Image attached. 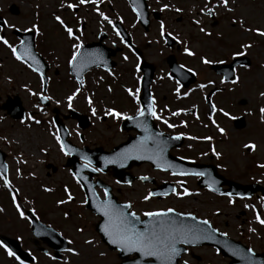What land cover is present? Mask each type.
I'll use <instances>...</instances> for the list:
<instances>
[{
	"label": "rangeland",
	"instance_id": "374dc122",
	"mask_svg": "<svg viewBox=\"0 0 264 264\" xmlns=\"http://www.w3.org/2000/svg\"><path fill=\"white\" fill-rule=\"evenodd\" d=\"M147 2L149 8L161 11L160 20L152 19L149 31H144L138 24L126 0H95L94 3L84 4H80L79 0H0V9L5 14L9 27L33 29V25L37 26L42 36L39 43L37 42L38 49L44 56L50 57V59L45 57L46 61L54 62L51 66L59 69V78L67 75L66 59H69L73 53L75 44L95 40L101 30L106 31L108 35V38L103 40L105 44L111 45L113 41L117 42L115 33L111 32L110 23L104 20L100 13L107 17L111 16L129 29L133 34V41L144 51V58L157 67L156 76L159 78L156 91L160 102H183L182 109L191 108L194 102H201L202 95L209 88L214 85L221 86L224 92L213 95V102L247 101V104L241 108L244 110L251 107L252 110L248 115V121L252 122V125L250 123L248 126L247 133L255 134L264 129L262 126L264 113H262V122L258 123L256 120L258 114L255 112L260 108V103L264 102V95H262L264 93V36L259 34L264 32V0H227L226 6L222 0H147ZM10 4L17 7V15L7 11ZM68 4L76 5V9L67 7ZM209 8L214 14L213 18L207 13ZM57 16L61 18L63 24L55 19ZM81 21L85 26L83 31L79 28ZM161 23L164 25V32L170 33L179 43V49H169L163 45ZM8 26L5 39L11 43ZM67 27L74 29L76 36H68ZM4 45L3 42L0 43V100H4L5 96L12 97L17 94L25 108L33 109L38 105L34 100L40 92L36 77L24 63L13 56L10 48ZM242 45H250V47L244 48ZM185 48H188L193 55L185 53ZM169 53H173L183 66L197 71L199 80L197 83L205 86L199 89L197 85H194V88L188 92L181 91L182 89L177 92V85L166 75V57ZM237 53L245 54L250 64L236 69L234 79L236 83L225 84L221 76L209 69V63L202 62V59H207L210 63L228 60L230 56ZM125 54L123 59L119 58L120 63L117 65L116 72L127 71L132 74L130 70L134 59L131 58L130 53ZM98 73L97 69L87 73L80 91L76 90L74 82L70 83L66 91L62 89L63 85L55 87L52 83L50 91L55 95V99L58 95L59 98L61 96L64 98L66 92H69L71 96L75 93L70 102L71 106L82 112L93 108L96 112L98 111L96 116L111 109V102H122L121 106L125 102H136V92L128 88L122 90L118 83L112 82L111 85L110 79L106 81L103 79L104 75L100 78ZM64 80L67 79L64 78ZM97 98L103 100L97 102L95 100ZM234 105L236 104H232ZM237 110L239 111L240 108L234 106L232 115H236ZM43 114L46 115L45 111ZM186 117L192 127L198 126L197 122H192L196 115ZM72 120H68L67 123L70 126V132L75 136L77 130ZM93 120L96 121L98 118ZM42 122L44 120L35 116L16 121L0 111V145L9 151V182L16 191L15 195L19 196L18 200L14 201L15 196L12 191L0 185V234H16L17 226H21L23 222L18 219L15 211H17V205L19 208L23 205L25 209L39 212V216L58 224L64 235L69 238V242L71 241L67 249L74 250L69 252L65 249L61 259H54L51 254L38 252L35 247L28 244L35 256L31 264H114L118 262L116 252L109 250L89 225L92 221L91 216L83 208V199L79 200L81 197L77 193L74 194L76 191L72 186L67 167L63 166L65 156L59 149L57 138L54 133H49L50 128ZM228 125L226 123V127ZM228 128L231 141L228 142V148L233 150L232 143L236 141L239 142L235 146L237 149L240 147L242 137L239 136L240 133L230 130V126ZM107 130L104 126L102 131L97 129L103 134H106ZM199 130L204 131L202 128ZM192 137L189 138L191 141ZM247 139H255V137L252 135ZM188 147H193L192 143ZM257 154L258 152L255 155L248 154L246 163L253 164L255 161L253 158ZM240 158L243 157L240 156ZM237 170L238 172L229 171V175L241 182L255 180L258 175V173L255 174V170L248 174L243 172L242 166ZM188 189L190 192H196V197L176 194L161 202H136L133 207L140 211L144 209V211H151L168 206L202 215L229 236L239 239L256 251H264V225L256 220L257 215L264 219V200L258 202L252 198L236 201L212 196L200 192L193 184L189 185ZM74 195L77 199H68L69 196L74 197ZM127 198L130 197L127 195ZM230 200L231 203H229ZM255 204L259 209L258 214L255 212ZM23 234H25L24 238L30 237L27 228L24 229ZM182 258L189 264H224L227 261L215 249L208 246L189 248ZM0 264L20 263L0 247Z\"/></svg>",
	"mask_w": 264,
	"mask_h": 264
},
{
	"label": "flooded vegetation",
	"instance_id": "af4514ba",
	"mask_svg": "<svg viewBox=\"0 0 264 264\" xmlns=\"http://www.w3.org/2000/svg\"><path fill=\"white\" fill-rule=\"evenodd\" d=\"M12 8V5L8 6L7 11L13 15H17V7H15V10H13ZM74 9L76 8L74 7ZM0 16L4 19V25L3 27H0V36H2L4 40H6L5 32L8 26V20H6L5 14L1 11V9ZM123 26L129 32L131 39H133V34L125 25ZM84 27V22L81 21V23L79 24V28H81L83 31L85 29ZM8 28L11 43L7 40L8 44L4 46L6 48L9 47L12 53V47L16 48L21 40V38L18 37L17 33L14 32V29H25L18 28L16 26H8ZM32 30L34 31V39L36 45L37 42L39 43V39L42 36L38 28ZM73 35L76 36L75 30H73ZM115 36L117 37V42L113 41L111 45L106 44L116 49L115 55L113 56L114 65L111 68L110 73L105 72L98 67L95 68H98L97 70L105 75L106 81L110 79L111 85L112 82L114 84L118 83L120 84L122 90L128 88L135 93L137 89H141V87L139 86V78L141 73L137 70L139 59L136 56V53L131 48H129V46H127L116 33ZM139 49H141V54L144 57V51L142 50L141 46ZM125 53H130L131 58L134 59V62L131 66L132 69L130 70L132 71V74H129L127 71L116 72L118 67L117 65L120 63V59H123V55ZM118 55H121V57H118ZM46 57L50 59L49 56L46 55ZM232 57L233 56H230L228 60L225 59L218 62L209 63L208 67L213 71L214 74H216V70L211 65L217 63L227 64L230 62ZM70 59H68L66 69H69ZM48 61H46L49 65L46 71L48 78V87L46 92L48 93L41 95L40 92L36 95L34 102H36V104L38 105L33 108V112L35 111L33 115L35 117L40 116L42 112L46 111L47 118L42 123H45L44 125L47 126V128H50L49 133H54V135L57 136L52 119H54L57 114L61 118H63V116L65 115L69 116L68 111L71 107H69L71 101L69 102L68 97L71 96V94H69V92H66L64 98L63 96L59 98L58 95V98L55 99V95L52 93V91H50L52 86L51 84L54 83L55 87H60L61 85H63L62 89L66 91L68 90L70 83H72L74 80L68 73L67 75H64V77L59 78V69L57 67L51 66V64H53L54 62L49 61L48 63ZM38 66L41 67L40 65ZM156 68L157 67L155 66V71L150 84V92L151 99L153 101L152 106L160 119H156L152 115L135 116L137 111L141 108L140 102H132L133 104L131 102H125L123 106H121L122 102H111V109L120 112L123 117H130V119L114 118L111 115H105V112H101L102 115L96 116L98 111H95V115H93V108H91V110L88 108L86 114L89 116V123L88 125H86V128L84 130L81 131L74 120L68 119L69 121L72 120L74 122L77 130L75 136H73L70 132L69 140L78 147H87L88 149L99 148L103 151H109L116 147L120 148L129 138L139 135L140 132L138 130L144 131L146 128L147 131H145V133H147L144 134V137H146V139L143 140V142L141 139H138L137 141H139L140 144H146L148 146V149L154 151L155 153H160L161 155L166 154V157H164L166 166L168 164L167 153H169L170 156L176 159H187L191 162H194L195 164L201 165V171H199V173H203V175H185L179 172H173L167 169L168 167H153L150 162L145 161L132 164L128 168L124 169L122 174L117 175H115L113 170L109 167L103 172L97 171L90 174H88L87 170L84 169L83 178L87 181L104 184L107 188H109L111 194L115 196L117 201L130 203L131 209L138 213H141L140 215H143L144 211H138L133 207L132 204L136 202H161L166 198L176 194L183 195L185 197H192L194 195L196 197V192H190V190L188 189L189 185L192 184L200 192L223 196L214 194L213 192L208 191L206 188H201L198 182H203V184L210 186L215 192L221 193L227 190L228 180H233L241 184H255L264 187V167H261V165H264V132H262L264 131V129L256 132L255 134L247 133L248 126H250V123L252 125V122L248 121V115L250 112H252V110L251 107L244 110L241 109L244 107V105L247 104V101L238 100L234 103L213 102V95L224 92L221 86L214 85L202 95L201 102H194L191 108L182 109L183 106L181 104L183 102H160L158 92L156 91L158 84L157 79L159 78L158 76H156ZM32 73H34L37 84L40 86V91H42V79L40 78V74L35 71ZM192 73L195 75V83L192 86L189 85V87H180V89H182L181 91L188 92L194 88V85H197L199 89H202L200 85L205 86L204 84L197 83L199 82L198 72L193 70ZM235 76L231 81L225 82V84H231L235 79ZM64 78H66L67 80L65 81ZM221 78L222 80H224V76H221ZM174 84L176 83L174 82ZM77 89H79V91L81 90V88ZM41 96H47L50 97V99L42 100ZM9 97L10 96H5L4 100H0V104H2L3 102H11L13 100L16 101L14 95L10 98ZM95 100L101 101L103 99L97 98ZM45 102L47 103V106L42 105ZM231 103L236 104L234 105L236 108H240L239 111L237 110L238 113L236 115H232L234 106H232ZM262 108H264V102L260 103V110H255V112H257L258 114V118L256 119L258 123L262 122ZM25 110L26 112L31 111L28 108H26ZM224 112H227L228 116H225L223 114ZM173 113L177 114L173 115ZM188 115H196V117L193 118L192 122H197L196 124L198 126L192 127L187 122L188 119L186 116ZM94 118H98V120L94 121ZM147 118H149L150 120L148 119L142 122L139 121L140 119ZM68 120H66V122ZM226 123L229 124L227 127ZM169 124L174 125V127H169ZM102 126H104L105 129H108L106 134L97 131V129H100V131H102ZM229 126L230 130H234L236 131V133H240L239 136L242 137L240 147L237 149H235V146H237L239 142L236 141H233L232 143V146L234 147L233 150L228 148V142H231L229 139ZM262 126L264 128V125ZM200 128H202L204 131H200ZM221 128L224 129L223 134L219 131V129ZM193 129L195 130L193 131ZM252 135H254L255 139H247ZM177 136H179V139H173V137ZM190 137H192V141L189 139ZM205 137H209L210 139H205ZM190 143H192L193 146L191 148L188 147ZM245 145H254V148H246ZM257 148L259 149L257 150ZM189 151H192L193 153L191 154ZM256 152H258V154L253 158V160H255L253 164L246 163L248 154L254 153L255 155ZM9 155V151L0 145V185L6 187L7 189H10L14 194L15 199L18 200L17 198L19 196L15 195L16 191L14 188H12L9 182ZM240 156H242L243 158H240ZM3 163L5 164L4 170L1 169ZM240 166L243 167V172H247V174L255 170V174L258 173V175H256V179L248 182H241L237 179H233L231 175H229V171L236 170V172H238L237 168H240ZM115 167L116 166L113 165L112 168L114 169ZM91 168L97 169V167ZM217 176H220L227 180H220L218 182L216 178ZM141 177H147L148 179L142 180L140 179ZM5 180L7 181V185L5 184ZM127 180L130 181L126 182ZM75 184L78 188L77 192L83 198L84 195L81 185L77 181L75 182ZM239 185L240 184L233 185L232 189L234 191H240ZM130 188L134 189L127 192L123 191ZM94 189L96 190L100 198L105 197V193L102 187L95 184ZM185 189L188 193H190L189 195L183 194ZM219 189L221 191H218ZM149 193H152V195L149 197V199L145 200L144 197ZM127 195L130 198H127ZM257 199H264V196L257 195ZM20 209V211L24 213L23 217H21L19 212L15 211V213L18 219L23 222L22 225L17 226L15 235L14 233L12 235L0 234V243H3L6 248L10 250H13V248H15L20 257L27 262L25 264H30L32 262L31 260H35L34 252L30 247H28V244H31L33 247H35L38 252L51 254L52 258L54 259H61L64 248H68L67 246H65V240L68 244L69 238L64 235V233L61 231L60 226L53 223L48 218L39 216V212L31 210V215L34 216L31 217L27 213L28 208L25 209L23 205H20ZM87 213L90 214L92 219L89 225L94 229L95 223L98 219L94 216L93 213L88 211ZM25 228H27L28 230V234L30 235L29 238H24L23 236L25 235L23 234ZM54 231H57L61 236H58ZM1 248L4 249L5 247ZM12 257L15 258L14 256Z\"/></svg>",
	"mask_w": 264,
	"mask_h": 264
},
{
	"label": "water",
	"instance_id": "95a60500",
	"mask_svg": "<svg viewBox=\"0 0 264 264\" xmlns=\"http://www.w3.org/2000/svg\"><path fill=\"white\" fill-rule=\"evenodd\" d=\"M133 9L138 15L139 20L143 24L145 28H147L148 20H147V6L145 4L144 0H129ZM15 10V7L12 8ZM0 25H2V21L0 19ZM24 34V35H23ZM19 36H24L18 44L16 50L17 54L22 57V59L34 70L43 72V69H41L38 65L42 64L41 62V57H39L33 48V37H32V32H26V33H19ZM103 36H99V39H102ZM166 44L171 45V40L166 37ZM23 42V43H22ZM84 54H93L90 57H85ZM114 51L106 48L102 45L99 44V42L96 43H90L87 45L82 46L79 49V52L77 53L78 59L75 61V67H73L72 64H70V72L75 75L78 79L81 76L82 71H84L86 68L96 65V64H101L104 67H106V61L107 58L109 59V55H113ZM83 59V62H82ZM95 62H92V61ZM243 58H238L232 60L230 64L227 65H216L214 68L216 69L217 72L223 73L226 77L231 76L232 68L234 65L237 63H241ZM245 63H248L247 60H244ZM168 64H169V69H170V74L176 79H178L181 83L184 85H187L191 81H193V76L186 71L185 69L181 68L176 62L173 56L168 57ZM110 66V65H109ZM107 66V67H109ZM141 70L143 71L142 77H141V87H142V93L140 95V102L142 103V110L144 113L148 111L149 105H151V100H150V94H149V84L152 78L153 74V66L150 65L149 63L147 64L146 62H142L140 65ZM229 79V78H228ZM208 100V96H207ZM3 109H6L7 112L14 118H22L23 117V109L19 101H11V102H5L2 106ZM149 113V111H148ZM57 128H58V134L60 137V143L64 145V150H67V142H66V137H67V130L65 129L64 125L59 123L58 119L56 118L55 120ZM134 148V147H132ZM131 149V147H126L125 150ZM125 152V151H124ZM89 153V154H88ZM86 153L85 151H77V152H71V156L69 159H67V164H76L77 157L82 158L86 160L89 163L98 165L100 168L105 169L108 166H112L115 163L114 160V153L113 151H110L108 153L103 152L99 149L96 150H89V152ZM154 156V155H153ZM136 157H140V160L143 159H149L148 157H152V155L148 152H143V151H131L128 155L127 159H121V161L124 162L122 166H130L131 164L135 163ZM181 163L184 164L185 167L190 166L187 161H181ZM72 172L81 178V171L82 167H73L71 168ZM115 173H118V169H114ZM121 171V169H119ZM81 183L84 184V181L81 180ZM229 184L233 187V185H238L237 183L229 182ZM256 188L260 189L262 192H264L263 188H259L256 186H249V185H239V189L242 190H247L250 191L249 194L253 191L256 190ZM86 202L85 206L96 212L101 219L99 222L96 224V230L100 234L102 240L104 241L105 244L109 247L111 250H117L118 256L121 258V261L117 264H160L158 260L152 257H143L140 253L138 252H127V251H122L118 248L116 245H112L108 243V238L104 235L103 232H101V226L105 222V218L101 215L100 212L97 211V206L100 205L103 201H100L96 198L94 193L92 194L91 192L86 193ZM110 200L114 205L117 207H121L125 204L117 203L115 202L114 198L108 199ZM127 212L128 210L125 209ZM159 211H164L166 212L167 210H159ZM156 212V211H152ZM133 213V212H132ZM137 219L139 220V223L136 224V227L138 229H143L145 225H148L149 227L153 226L154 223V218L145 216L144 218H141L139 215L136 214ZM167 219L169 220H175L178 223H182L187 226H191L195 229H199L201 233L207 235L209 238L207 239H195L194 242L184 244V243H178L176 246L179 248L181 251L178 256H176L172 264H177V261L180 257V254L185 250V246H197V245H211L215 247L218 251H220L223 255L229 256L230 261L228 264H264V253H255V252H249V247H245L241 245L239 242L234 241L230 238H228L226 235L218 232L215 228L211 227L209 223L207 224H202L201 220L197 217H195L192 214L189 213H182L173 210L171 213H168ZM190 239H192L190 237ZM130 254H133L134 257L129 258L128 256Z\"/></svg>",
	"mask_w": 264,
	"mask_h": 264
},
{
	"label": "snow or ice",
	"instance_id": "6c2138e0",
	"mask_svg": "<svg viewBox=\"0 0 264 264\" xmlns=\"http://www.w3.org/2000/svg\"><path fill=\"white\" fill-rule=\"evenodd\" d=\"M86 2H95V0H79L80 4H84ZM222 3L226 6L227 0H222ZM67 7L74 8L76 5L68 4ZM208 12L211 13L212 9H208ZM100 15L103 17L104 20H107L108 23H112L111 20L108 19L107 16H104L103 13H100ZM55 19L63 24L64 22L61 20L59 16L55 17ZM37 26L33 25V29H35ZM161 35H165L164 32V25L161 23ZM68 36H73V29L71 27L66 28ZM260 35L264 36V32H260ZM117 35H120L119 32H117ZM167 35H171L168 33ZM0 42H3L5 45L8 44L7 40H4L2 36H0ZM23 43V42H22ZM11 47V46H10ZM242 47L247 48L250 47V45H242ZM74 48L77 50L76 52H73L72 59L69 61L70 64L75 67V61L78 59L77 53L79 52V49L81 48V45L79 43L74 45ZM185 53L188 55H193V53L188 49H184ZM12 53L15 56L17 60H21L22 57L17 54V50L15 47H12ZM241 53H237V55H240ZM93 54H84L85 57H90ZM127 59V57H125ZM83 62V59H82ZM92 62H95L94 60ZM202 62L204 64L210 63L207 59H202ZM183 67V65H181ZM188 71H191L189 69ZM233 83H236V80L232 81ZM200 87H204L203 85H200ZM79 91V89H77ZM177 92H179V87H177ZM75 93H73V96ZM187 95V93H185ZM264 95V93H262ZM73 96H69L68 100L69 102L73 99ZM42 100L50 99V97L42 96ZM91 103V101H89ZM71 104H69V107ZM215 110V109H214ZM149 114L155 117L156 119H160V117L157 115L156 111L154 110L152 105H149L148 107ZM261 112L264 113V108L261 109ZM177 113H173V115H176ZM225 116H228L227 112L223 113ZM93 115H95V110L93 109ZM105 115H111L114 118H129L130 117H123L120 112L115 111L114 109H109ZM138 116H143L144 111L138 110L137 111ZM166 122V121H165ZM38 123V122H37ZM139 126V125H138ZM169 127H174V125L169 124ZM145 131L147 129L145 128ZM219 131L223 134L224 129H219ZM146 137L141 138L142 142L145 140ZM173 139H179V136L173 137ZM205 139H210L209 137H205ZM57 140L59 141V137H57ZM142 147V144H141ZM246 148H254V145H245ZM64 149V145L61 144V150ZM138 148H132L125 150L123 153L117 154L122 159H127L128 155L131 151H138ZM139 158V157H138ZM151 159V157H148ZM261 167H264V165H261ZM187 174V173H182ZM194 175H203V173H193ZM140 179L146 180L147 177H141ZM5 184L7 185V181L5 180ZM184 195H189L190 193L187 192L185 189ZM152 195V193H149L147 196L144 197L145 200L149 199V197ZM108 196L107 189L105 190V197ZM69 200L72 199L71 196L68 197ZM13 200L15 201V197H13ZM232 201L230 200L229 203ZM60 203H64V201H60ZM245 207H248L245 205ZM130 205L125 204L121 207H117L114 205L110 200L105 199L100 205L97 206V211L101 213V215L105 218L104 224L101 226V232L104 233V235L108 238V243L112 245L118 246V248L122 251L127 252H138L143 257H152L155 258L160 262V264H172L173 259L179 255L180 249L177 248L178 243H184L188 244L191 242H194L195 239H207L209 238L207 235L200 232L199 229H195L191 226L184 225L182 223H178L175 220H169L167 219L168 213H171L173 209L169 208L166 212L164 211H156V212H145L144 215L148 217L154 218L153 226L149 227L148 225H145L144 228L138 229L136 227V224L139 223V220L136 217L135 213H132L131 211H125V209H129ZM17 211L20 213L21 217L24 216V213L20 211L19 205H17ZM257 222L264 225V219H261L260 215L256 216ZM202 224H207L208 221H201ZM190 237L192 239H190ZM71 243V241L69 242ZM86 243H91V241H86ZM0 247H5L7 254L9 256H15V253L11 250L7 249L6 246L3 243H0ZM69 252H74L72 248L67 249ZM249 252H251V249H249ZM19 259V257H16ZM20 264H23L21 261Z\"/></svg>",
	"mask_w": 264,
	"mask_h": 264
}]
</instances>
